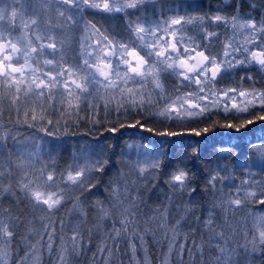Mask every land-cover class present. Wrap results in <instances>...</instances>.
Returning a JSON list of instances; mask_svg holds the SVG:
<instances>
[{"label": "trees", "instance_id": "trees-1", "mask_svg": "<svg viewBox=\"0 0 264 264\" xmlns=\"http://www.w3.org/2000/svg\"><path fill=\"white\" fill-rule=\"evenodd\" d=\"M112 1L126 2L77 1L80 21L62 27L42 4L32 14L61 43L40 48L34 65L56 81L40 91L0 75L2 259L264 264V0H133L116 11ZM142 24L170 25L197 55L222 62L206 88L262 98L247 110L171 115V102L201 87L156 54ZM84 29L112 50H134L151 72L109 85L84 54ZM59 73L74 76L72 86L59 84Z\"/></svg>", "mask_w": 264, "mask_h": 264}, {"label": "rangeland", "instance_id": "rangeland-1", "mask_svg": "<svg viewBox=\"0 0 264 264\" xmlns=\"http://www.w3.org/2000/svg\"><path fill=\"white\" fill-rule=\"evenodd\" d=\"M77 1L79 0H0V21H8L14 24L12 27L17 25L19 28V32L10 35L0 25V75H7L18 85H23L27 89L40 91L46 86L45 82L48 80L56 81L51 73L46 75V72L37 68L38 65H34V58L40 48L53 50L59 47L61 41L54 31L49 32L39 26V17L37 14H32V11L35 12L37 9L39 14V7L36 4H43L46 12L54 10L57 13V25L62 27L63 20L69 23L80 21L81 10ZM126 2L132 3L133 0H126ZM126 2L112 1L110 8L116 11ZM48 18L49 23L51 16ZM163 27L142 24L138 31L164 62L180 70L183 75L194 79L201 87L198 93L184 94L173 103L171 102L167 106L171 115L191 116L203 113L209 106L216 105L222 106L225 110H247L248 107L259 102V98H262V93L253 90L215 91L206 88V80L222 69V62L197 55V47L194 44L185 41L175 32V29L170 28V25L167 28ZM103 41L96 32L87 30L82 38V46L87 59H89L87 54L91 56L92 62L89 65L93 67V71L109 85L116 84L122 79L143 76L151 72V66L145 68V59L134 50L122 46L112 50L110 44ZM114 54L115 61L111 63L110 60ZM227 63H229L228 59ZM60 76L61 73L57 74L59 84L72 86L75 82L74 76L70 73L63 79ZM142 154L148 161L154 162L157 159V154L149 148H144ZM38 196L51 206L59 202L54 193H40ZM260 231L262 235L263 229ZM0 250L4 251L3 248ZM2 251H0V264H5Z\"/></svg>", "mask_w": 264, "mask_h": 264}, {"label": "flooded vegetation", "instance_id": "flooded-vegetation-1", "mask_svg": "<svg viewBox=\"0 0 264 264\" xmlns=\"http://www.w3.org/2000/svg\"><path fill=\"white\" fill-rule=\"evenodd\" d=\"M57 2V1H56ZM38 7H39V10H41V8H40V6L42 5V4H36Z\"/></svg>", "mask_w": 264, "mask_h": 264}]
</instances>
